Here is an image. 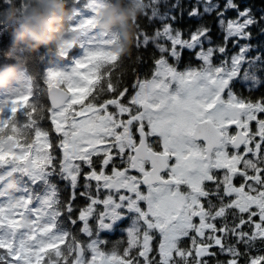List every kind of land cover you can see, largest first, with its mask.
<instances>
[{
  "label": "snow or ice",
  "instance_id": "snow-or-ice-1",
  "mask_svg": "<svg viewBox=\"0 0 264 264\" xmlns=\"http://www.w3.org/2000/svg\"><path fill=\"white\" fill-rule=\"evenodd\" d=\"M105 6L104 0H89L94 17L73 30L85 33L95 28ZM218 9L220 5L212 0L204 6V13L216 12L224 33L223 42L212 45L207 25L198 26L184 39L171 23L176 17L160 14L159 0L145 4L150 19H159L161 27L151 37L138 33L136 44L151 42L160 55L151 78H138L127 102L123 98L128 88H121L119 79L113 78L122 62L111 51L117 33H101L94 50L77 61L70 73L49 72L47 111L61 134L59 170L72 195L62 203L53 189L37 208L30 207L31 197H9L0 205V249H6L0 252V264H209L208 258L217 255L212 248L231 257L217 264H239L242 255L247 256L245 264H264V254L249 256L238 247L250 250L258 239L264 243V97L253 99L234 91L237 82L249 91L264 84L260 76L264 55L249 56L253 46L240 44L251 40L250 27L264 23V15L257 19L251 8L241 10L234 0H226L223 10ZM228 10H235L236 17L225 19ZM188 14L202 15L198 7ZM230 40L239 51L229 57ZM205 42L212 46L205 47ZM197 48L200 66L180 70L184 50ZM216 54L225 57L219 64L213 62ZM25 81L26 90H17L15 98L0 103V166L11 163L15 165L11 172L43 173L57 167L56 157L43 151L50 145L48 130L38 126L45 107L29 102L35 93L31 79ZM21 111L26 117L22 123L16 119ZM233 125L235 132L230 130ZM6 142L16 144L15 154L6 150ZM93 157H100L99 170ZM109 165L111 173L106 174ZM133 170L137 174H131ZM82 172L84 191L79 195L90 203L78 220L83 222L80 231L90 238L86 248L91 260L84 258L85 248L75 235L57 231L62 216L77 223L71 215L72 201ZM238 177L239 186L233 183ZM4 179L0 176V182ZM101 189L106 190L103 199ZM2 196H7L5 190H0ZM98 205L102 210L97 211ZM121 207L137 213L124 259L116 251L105 255L88 223L95 216L101 227H107L105 221L116 219ZM25 218H31V229L21 228ZM154 232L161 236L159 260L149 256ZM185 238L191 247L184 245ZM133 248L137 252L130 255ZM73 252L75 257L70 259Z\"/></svg>",
  "mask_w": 264,
  "mask_h": 264
},
{
  "label": "trees",
  "instance_id": "trees-1",
  "mask_svg": "<svg viewBox=\"0 0 264 264\" xmlns=\"http://www.w3.org/2000/svg\"><path fill=\"white\" fill-rule=\"evenodd\" d=\"M110 0H104V3H109ZM149 0H145V4H147ZM213 3L219 4L220 9L223 10V5L226 0H212ZM240 6V9L251 8L253 14L257 19L260 16L264 15V0H234ZM20 0H17V4L19 5ZM207 3V0H159V12L162 15H170L175 16L176 19L171 21L174 28L179 29L184 39H188L190 33L195 31V29L200 25H207L210 29V36L212 39V45L220 44L223 42L224 33L221 30L220 25L218 24V17L216 12L204 13V6ZM89 0H68V7L73 10L74 18L70 21V25L72 27L77 26L84 20H88L94 17L95 13L92 9L88 7ZM161 5V6H160ZM175 5V7H173ZM8 5L5 3V0H0V9L6 8ZM198 7L201 14L197 17H190L189 12L194 8ZM147 12V14H146ZM176 14V15H175ZM237 15L235 10H228L225 13V19H233ZM139 25V28L137 27ZM143 26V27H142ZM17 27V25H0V70L5 68L6 66L13 65L16 63H22L26 69V77L30 78L33 84V90L35 95L33 97H29V102H37L45 107L44 119L38 120V126L43 130H48L49 132V140L50 145L47 146L43 151H47L53 154L56 157L54 161L57 164L55 169L46 170L41 173L39 171V181L33 182L31 177H24L22 172H11L12 168L15 166L13 164H6L0 166V176H4L5 179L3 182H0V190H5L7 196L0 197V205L7 203L9 197H31L32 203L30 205L31 208L35 206L39 207L40 200L45 197L51 190L55 189L58 195V198L62 203H67L70 199V188H68L65 184V179L59 170V162L62 159V150L57 146L61 139V134L55 131V126L52 124L51 119L49 118L50 113L47 109L50 107L48 98H47V85L45 84L49 72H63L70 73L72 68L75 67L77 61L83 59L85 55L94 50L96 46V42H98L103 37L101 36V32L95 27L86 31L84 36L81 38L79 44L75 46L67 55L61 57L56 55L54 52H50L47 48L41 47L37 51H28L24 45H17L14 42L13 31ZM161 27V21L159 19L151 20L150 19V10H146L142 15H140L137 19V23L135 24V39L134 44L131 49V52L124 57H122V62L120 67L114 70V79H119L121 83V88L127 87L128 93L123 98L125 102L130 95L134 94V89L132 85L139 79H150L152 72L155 68V58H158L160 53L158 52L155 45L151 42L145 46L143 44V40H141L140 46L136 44V37L138 33H146L149 37H151L157 28ZM142 28V29H141ZM264 28V23L256 24L250 27L249 31L252 33V38L249 41H240V44L249 43L253 46L252 51L249 52V56H256L258 54L264 55V32L261 29ZM164 43L165 41H160ZM205 42V47L212 46ZM228 56L230 57L232 54L239 51V45H234L230 40L227 45ZM199 51L197 48L194 51H189L187 49L184 50L178 68L183 70L186 66L191 65L192 67H198L201 64V61L196 59L195 52ZM222 59L225 57L220 54H216L213 57L214 64H219ZM170 62H172L170 60ZM262 79H264V72L260 73ZM46 87V88H45ZM39 90V91H38ZM234 91L238 94L243 95L245 97L251 96L253 99H259L260 97H264V84H261L259 87L253 88L251 91L248 90L247 87L242 85L240 82H237L234 85ZM9 91L0 90V100L6 97ZM114 94H108V98H111ZM43 100V102H42ZM114 109H111L112 111ZM19 114V115H18ZM22 114V115H21ZM35 115V113H34ZM18 117V118H17ZM261 118H264V114H261ZM17 121L23 122L26 117L23 112H18L16 116ZM123 119H127V117H123ZM45 121V122H44ZM43 122V123H42ZM49 123V124H48ZM48 125V126H47ZM67 127V125H65ZM252 127L255 128V122H252ZM33 138L34 133H33ZM15 147L17 148L16 144ZM103 147V146H102ZM16 151H12L11 153L15 154ZM94 161H97L96 168L100 169V157H93ZM88 169L84 168V172H87ZM8 172H11L12 175H7ZM106 174H110L111 165L107 169H105ZM83 175V172L81 173ZM78 180V185L82 184L85 180L84 178L80 182V178ZM10 180H15L17 184V189L14 191L6 190V185ZM63 180V181H60ZM85 183V182H84ZM92 192L95 193V181L91 182ZM233 183L237 186L241 183V179L238 177L234 179ZM32 190V191H31ZM49 190V191H48ZM77 194L81 193L80 191H76ZM104 191L100 194H105ZM101 198V196H100ZM63 200V201H62ZM73 203V202H72ZM90 201H88L85 197H78L75 199L73 203L74 210L72 212V218L77 220L76 224H72L66 216H62L58 220L57 231L60 230H69L73 235H75L78 241L83 244L85 248L84 258L86 260H91L92 253L90 250L86 248L87 243L90 241V238L85 235L80 229L83 227V222L79 221L77 218V214L81 211L84 206L86 207ZM79 209V210H78ZM99 211V209H97ZM231 219V218H230ZM258 221V217L255 218ZM96 217L93 216L89 218V226L92 230V238L99 241V248L105 255H111L113 251H116L118 256L121 259H124L123 252L128 248L129 241L126 233L121 232L120 229L126 228L127 224H119L116 225L113 231H105L99 230L98 224L95 222ZM196 222L198 223V218H196ZM219 226V221H217ZM245 231H249L248 227L245 226ZM219 235V233H218ZM154 239L152 241L153 251L149 253L150 258L154 257L156 260H159V243L161 240L155 234L153 235ZM230 241L233 238H229ZM67 243V239L65 241ZM184 245L187 247H191V242L187 238L183 241ZM63 248L65 245H59ZM242 252L248 253L249 256H256L264 254V243L258 239L252 248L249 250L244 245H238ZM211 251L217 253L216 256L210 257L209 264H217V261H227L231 259L227 254H222L219 252L218 248H212ZM0 252H6V249H0ZM137 249L132 250L130 255L135 254ZM75 257V253L73 252L70 255V259ZM47 257L45 256V259ZM207 258V257H206ZM12 259V258H10ZM100 258H98L99 261ZM142 261L143 257H139ZM247 256L242 255L239 261V264H245ZM43 264V262H41Z\"/></svg>",
  "mask_w": 264,
  "mask_h": 264
},
{
  "label": "clouds",
  "instance_id": "clouds-1",
  "mask_svg": "<svg viewBox=\"0 0 264 264\" xmlns=\"http://www.w3.org/2000/svg\"><path fill=\"white\" fill-rule=\"evenodd\" d=\"M8 5L0 9V25H17L13 31L14 42L24 45L28 51L47 48L58 56H65L77 46L84 36L82 30H73L70 21L74 12L68 0H5ZM145 11V0H110L99 12L95 27L101 33H117L111 51L117 58L131 52L136 35L135 21ZM24 64L16 63L0 70V90L27 88ZM7 151H17L14 142H6ZM9 175H12L10 173ZM17 189L15 180H10L6 190ZM30 218L21 222V228L31 229Z\"/></svg>",
  "mask_w": 264,
  "mask_h": 264
},
{
  "label": "rangeland",
  "instance_id": "rangeland-1",
  "mask_svg": "<svg viewBox=\"0 0 264 264\" xmlns=\"http://www.w3.org/2000/svg\"><path fill=\"white\" fill-rule=\"evenodd\" d=\"M146 11V10H145ZM144 11V12H145ZM17 95V90H9V92L7 93V95H6V97H4L3 99H1L0 100V103H3V102H5V101H10L12 98H15V96ZM5 99V100H4ZM103 145H101L100 147H102ZM32 175L35 177V178H37L38 177V172L37 171H35V172H32ZM101 191H102V193L104 192V191H106V190H104V189H101ZM106 195V193L105 194H103V196H102V194H100V196H101V199H103L104 198V196ZM12 198H18V197H12ZM97 207V209H99V210H102V205H98V206H96ZM141 207H144V208H146V205L142 202L141 203ZM117 211H118V216L116 217V219H114V220H106L105 221V223H107L108 224V226L107 227H101L100 226V221L96 218V223L98 224V228H99V230H105V231H113L114 229H115V227H116V225H119V224H122V222H124V221H126V218H127V213H128V215H129V220H127L126 222V224L128 225V226H126V228L124 229V230H122L121 229V231H123V232H125L126 233V235H127V238H128V241H129V237H128V232H129V230L132 228V226H133V224H134V221H135V219H136V216H137V213L134 211V210H130V209H128V208H126V207H121V208H119V209H117ZM91 218V217H90ZM142 227V229H143V225L141 226ZM156 235L157 237H159V239L161 240V236H160V234H159V232H154L153 233V235ZM128 247H129V245H128ZM134 249H136V248H133L132 250H134Z\"/></svg>",
  "mask_w": 264,
  "mask_h": 264
},
{
  "label": "flooded vegetation",
  "instance_id": "flooded-vegetation-1",
  "mask_svg": "<svg viewBox=\"0 0 264 264\" xmlns=\"http://www.w3.org/2000/svg\"><path fill=\"white\" fill-rule=\"evenodd\" d=\"M230 130L232 131V132H235V126L233 125V126H230ZM100 166H101V164H100ZM84 168H87V167H84ZM111 173V172H110ZM131 174H137V173H135V171H132V173ZM31 178H32V181L33 182H36V181H39V174H38V177L37 178H35L33 175H31ZM84 178V176H81V178H80V182L82 181V179ZM60 181H63V180H60ZM85 182V181H84ZM84 182L82 183V184H79L78 185V187H77V189H76V191H80V192H83L84 191ZM65 184H66V186L68 187V188H70L71 190H70V197H69V199L71 198V195H72V188H71V186H70V183L67 181V180H65ZM142 188L144 187V186H141ZM77 196L78 197H83V196H80L79 194H77ZM77 198V197H76ZM72 202H75V200L74 201H72ZM34 208H37V206H35ZM84 208H85V206H84ZM83 208V209H84ZM79 213H80V211L78 212V214H77V218H78V216H79ZM31 219V218H30ZM127 220H129V215H128V213H127V218H126V221ZM126 221H124V222H122V223H124V224H126L127 222Z\"/></svg>",
  "mask_w": 264,
  "mask_h": 264
},
{
  "label": "water",
  "instance_id": "water-1",
  "mask_svg": "<svg viewBox=\"0 0 264 264\" xmlns=\"http://www.w3.org/2000/svg\"><path fill=\"white\" fill-rule=\"evenodd\" d=\"M46 94H47V98H48V101H49V104H50V106H51V99H50V96L48 95V92H46ZM31 155V154H30ZM134 171V170H133ZM25 174H28V173H25ZM82 246V245H81ZM83 247V246H82Z\"/></svg>",
  "mask_w": 264,
  "mask_h": 264
},
{
  "label": "bare ground",
  "instance_id": "bare-ground-1",
  "mask_svg": "<svg viewBox=\"0 0 264 264\" xmlns=\"http://www.w3.org/2000/svg\"><path fill=\"white\" fill-rule=\"evenodd\" d=\"M161 6V5H160ZM176 15V14H175ZM143 27V26H142ZM142 29V28H141ZM46 88V87H45ZM39 91V90H38ZM13 99V98H12ZM5 100V99H4ZM43 102V100H42ZM78 107V106H77ZM46 110V109H45ZM24 114V113H23ZM19 115V114H18ZM22 115V114H21ZM18 118V117H17ZM19 121V120H18ZM45 122V121H44ZM22 123V122H21ZM43 123V122H42ZM49 124V123H48ZM48 126V125H47ZM57 165V164H56ZM1 172V171H0ZM32 191V190H31ZM49 191V190H48ZM63 201V200H62ZM74 203V202H73ZM79 210V209H78ZM128 226V225H127ZM214 264V263H213Z\"/></svg>",
  "mask_w": 264,
  "mask_h": 264
}]
</instances>
